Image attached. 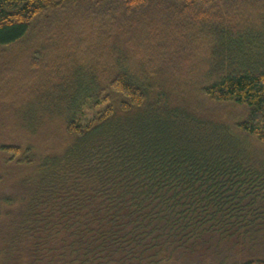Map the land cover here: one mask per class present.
I'll return each mask as SVG.
<instances>
[{
    "label": "trees",
    "instance_id": "obj_1",
    "mask_svg": "<svg viewBox=\"0 0 264 264\" xmlns=\"http://www.w3.org/2000/svg\"><path fill=\"white\" fill-rule=\"evenodd\" d=\"M254 145L264 0H0V264H264Z\"/></svg>",
    "mask_w": 264,
    "mask_h": 264
},
{
    "label": "rangeland",
    "instance_id": "obj_2",
    "mask_svg": "<svg viewBox=\"0 0 264 264\" xmlns=\"http://www.w3.org/2000/svg\"><path fill=\"white\" fill-rule=\"evenodd\" d=\"M237 113H239L240 111L237 109L236 110ZM255 148V152L258 154L259 158H261L262 161H264V148L254 145Z\"/></svg>",
    "mask_w": 264,
    "mask_h": 264
}]
</instances>
